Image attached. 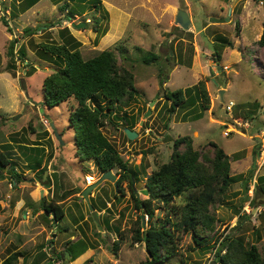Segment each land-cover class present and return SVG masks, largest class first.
Masks as SVG:
<instances>
[{
  "label": "rangeland",
  "instance_id": "rangeland-1",
  "mask_svg": "<svg viewBox=\"0 0 264 264\" xmlns=\"http://www.w3.org/2000/svg\"><path fill=\"white\" fill-rule=\"evenodd\" d=\"M100 1V9L85 7L72 19L59 9L64 0H40L16 15L11 12L13 0H0V152L10 155L12 169L20 176V182L15 183L8 168L0 166V264L11 252L21 254L17 264H33L35 260H39L38 264H140L148 257L144 244L134 240L140 213L134 210L127 182L122 185L124 196L116 199V190L109 181L100 182L90 191L89 203L81 193H75L102 177L92 161L75 158V131L69 127L68 115L76 102L70 100L50 109L42 105V82L58 67L39 60L35 46L50 40L59 42V30L63 28L79 43L83 59L112 50L116 66L134 76L136 101L116 106L101 132L130 169L136 171L139 181L133 187L140 200L147 198V177L170 161L173 140L183 136H189L194 149L209 157H213L210 143L219 146L232 159L231 175L240 176L222 196L212 186L213 201L207 205L211 224L197 228L200 239L211 242L197 246L190 231H176L175 257L164 264H216L212 255L215 239L226 236L241 238L246 247L256 246L264 257V197L259 198L258 208L251 202L255 195L254 177L264 172V48L258 45L264 0ZM179 10L189 17L188 30L175 24ZM210 18L224 22L210 23ZM96 20H100L98 24L94 23ZM72 23L88 26L77 29ZM95 25L98 33L93 31ZM217 35L231 41L233 48L213 47ZM11 43L15 54L12 69L9 65L13 62L7 54ZM21 47L26 54L22 62L17 53ZM120 48L124 55H120ZM214 49L220 55L219 62ZM148 53L157 59L145 64L142 57ZM200 81L205 82L209 95L206 111L197 94ZM24 86L26 90L22 91ZM189 88L192 91L186 93L183 108L170 113L171 103L163 98V93L178 89L186 92ZM229 102L234 106L226 112ZM148 111L150 115L144 118ZM198 112H202V117L191 120ZM247 114L250 117L245 118ZM44 120L49 125H43ZM236 120L247 121L250 128L241 130L234 126ZM51 124L63 145L55 139ZM131 124V131L137 134L134 140H128L124 133ZM35 142L45 150L43 175L30 169L37 154L28 151L26 158L18 147ZM249 170L253 171V179L245 195L240 180ZM111 174L118 181V171L114 169ZM85 176L91 183L85 181ZM186 196L174 198V206L182 208ZM40 200L45 206H59L64 212L62 220L54 224L49 213L44 217ZM89 205L97 210H90ZM153 209L154 221H163V206L156 201ZM245 214L249 218L240 219ZM143 219L146 227L147 216ZM80 239L88 249L77 259L57 257L68 247L67 242ZM117 241L119 248L113 251L112 245Z\"/></svg>",
  "mask_w": 264,
  "mask_h": 264
},
{
  "label": "trees",
  "instance_id": "trees-1",
  "mask_svg": "<svg viewBox=\"0 0 264 264\" xmlns=\"http://www.w3.org/2000/svg\"><path fill=\"white\" fill-rule=\"evenodd\" d=\"M39 1L13 0L11 12L13 15H16L15 12L22 14ZM54 1L59 3V0ZM64 1L59 9L66 12L67 18L72 19L81 14L85 7L93 6L96 10L102 7L100 0ZM99 21L96 20L94 23L98 24ZM4 23L7 24V21ZM87 26L88 24H86V28ZM93 31L98 33V25L93 27ZM26 33L30 34V30L26 29ZM59 34V42L50 40L51 42H42L35 46V54L39 60L53 63L58 67L42 82V105L50 109L74 100L76 105L70 106L68 123L69 127L75 131V158L79 161H92L102 175L114 169L118 171L119 179L114 194L115 199L124 196L125 190L122 185L127 182L134 210L140 213L137 218V228L134 231V240L144 244L148 255L147 260L140 264H164V262L174 258L176 254L174 233L176 231H190L197 246L209 244L211 239L209 241L206 238L200 239L201 235L198 234L197 228L211 224V218L207 215V205L213 201L212 186L215 185L219 195L222 196L229 186L239 181L240 176H233L230 173L232 159L214 143H210L213 157H209L194 149L193 141L189 136L176 138L173 140L170 161L159 166L147 177L144 185V195L147 198L140 200L133 187V183L139 181L136 171L130 169L128 163L121 158L117 149L101 132L116 106H127L130 102L136 101L134 95L137 91L134 86V76L129 70L116 66V59L112 50L101 51L92 58L85 60L78 50L79 43L69 33V30L67 28L60 29ZM215 39L213 42L215 46L213 47L218 45L223 48H233L231 41L224 37L217 35ZM258 45L264 48V23ZM123 51L124 49H119L120 55H124ZM17 53L21 62L26 60V54L22 47ZM7 54L13 62L9 68H15L13 43L10 44ZM213 55L216 62H219L220 55L215 49ZM155 59H157L156 56L148 53L142 57V62L147 64ZM196 87L202 110L206 111L210 103L205 82H198ZM21 90L25 91V86L21 87ZM191 91L192 88L186 92L178 89L163 93V98L171 103L170 113L175 109L183 108L185 95ZM247 115L245 118L250 117ZM201 117L202 112H198L194 113L190 119L198 120ZM185 119L186 117H184ZM128 128L131 131L133 125L131 124ZM181 146L183 147L182 150L180 149ZM4 147L9 148L7 145ZM18 147L24 150L23 154L26 158L28 151L31 155L37 154L34 163L30 165V169L36 174L42 173L43 175L46 171L45 166H42L45 150L42 149L41 145L38 142L30 146L22 143L18 144ZM8 156H10L8 153L0 152V166L8 168L11 179L15 183H19L20 176L16 173L15 168L12 169V160ZM252 172L249 170L247 176L240 180L245 195L248 193L249 183L253 177ZM48 181L49 179L46 178V182ZM254 191L255 195L251 198V202H254V207L258 208L261 204L259 198L264 197V176L257 178ZM75 193H82V191L77 190ZM184 194H187L185 205L182 208L174 206V198ZM156 201L164 208L165 219L163 221H154L153 205ZM40 206L44 212V217H46V213H49L54 218L53 222L58 223L62 220L64 212L59 206L55 204ZM92 206L94 210H97L94 205ZM144 215L148 219L146 227ZM247 218L249 215L240 216V219ZM106 224L108 228V223ZM115 230L117 233L120 232L117 228ZM50 243L52 244L53 241L51 240ZM217 244L218 246L215 248ZM67 245L68 247L64 252L57 254L59 259L67 257L65 254L67 252L70 260L73 261L88 249L86 247L88 245H84L82 239L76 243L67 242ZM118 248L119 243L117 241L112 245V250L116 251ZM213 249L212 255L216 264H264V257L259 253L257 247L254 245L246 247L241 238L227 236L222 240L216 238ZM20 256L19 252H11L2 261V264H17ZM38 262L39 260H35L33 264H38ZM47 264L52 263L47 262Z\"/></svg>",
  "mask_w": 264,
  "mask_h": 264
},
{
  "label": "water",
  "instance_id": "water-1",
  "mask_svg": "<svg viewBox=\"0 0 264 264\" xmlns=\"http://www.w3.org/2000/svg\"><path fill=\"white\" fill-rule=\"evenodd\" d=\"M209 22L210 23H223L224 19L210 18ZM175 24L178 25L183 30H188V26L190 24V20H189V17H188V15H187V13L185 11L179 10L177 12V15H176V18H175ZM71 25H72V27L79 29V28L84 27L86 24L85 23H81V24L77 25V24L72 23ZM153 103L154 102L152 101L150 106H152ZM149 115H150V112L148 111L144 115V118H147ZM51 129L53 131L55 139L60 143V145H63V142H61V136L55 131V128H54V126L52 124H51ZM124 133H125V135H126L128 140H134L136 138V136H137L136 132L130 131L127 128L124 129ZM102 181L112 182L113 185H114L115 190H117V181L115 180V177L111 174V171L106 172V173H104L102 175V177L100 178V180L96 184H94L92 186H89L88 188H86L85 190L82 191L81 196H82V198L85 199V201L87 203H89L88 194L90 193V191L93 188H95ZM89 209L93 210V207L91 205H89ZM46 215H48V213H46ZM92 216L96 220L95 212H92ZM53 220H54V218H53ZM54 224H56V222H54ZM56 231L57 230L54 229V235H55ZM65 254L68 257L69 254L67 252Z\"/></svg>",
  "mask_w": 264,
  "mask_h": 264
},
{
  "label": "built area",
  "instance_id": "built-area-1",
  "mask_svg": "<svg viewBox=\"0 0 264 264\" xmlns=\"http://www.w3.org/2000/svg\"><path fill=\"white\" fill-rule=\"evenodd\" d=\"M233 106H234L233 102H229L226 105V107H225L226 112H230L232 110ZM43 123H44L43 125H47L48 124L47 120H44ZM234 124H235L234 126L240 128L241 130H247V129H249V123L248 122H241V121L236 120V121H234ZM225 135H228V133H225ZM260 167H262V166H260ZM85 181H87V183H91L90 182V178H88L86 176H85ZM255 182L256 181L254 180L253 184H255Z\"/></svg>",
  "mask_w": 264,
  "mask_h": 264
},
{
  "label": "crops",
  "instance_id": "crops-1",
  "mask_svg": "<svg viewBox=\"0 0 264 264\" xmlns=\"http://www.w3.org/2000/svg\"><path fill=\"white\" fill-rule=\"evenodd\" d=\"M201 31V30H200ZM199 31V32H200ZM221 59V58H220ZM223 62V61H222ZM239 121V120H238ZM250 128V127H249ZM253 129V128H252ZM251 129V130H252ZM50 139V138H49ZM43 166V165H42ZM258 172H259V170L256 172V174H258ZM260 176H263L264 175V172L263 173H261V174H259ZM256 177H257V175H256ZM259 177V176H258ZM47 178V177H46ZM44 184V183H43ZM85 186H87V185H85ZM42 193H43V190H42ZM41 193V194H42ZM60 198H61V196H59ZM39 205H42V201L40 200V202H39ZM52 216V215H51ZM53 217V216H52ZM57 224V223H56ZM56 230H57V228H55ZM58 229H59V227H58Z\"/></svg>",
  "mask_w": 264,
  "mask_h": 264
},
{
  "label": "clouds",
  "instance_id": "clouds-1",
  "mask_svg": "<svg viewBox=\"0 0 264 264\" xmlns=\"http://www.w3.org/2000/svg\"><path fill=\"white\" fill-rule=\"evenodd\" d=\"M239 121H240V120H239ZM242 122H243V121H242ZM245 122H247V121H245ZM48 124H49V123H48ZM249 127H250V125H249ZM247 130H248V129H247ZM259 169H260V167L257 169V171H258ZM257 178H258V176H257V177L255 176V177H254V180L256 181ZM252 179H253V178H252ZM252 179H251V180H252ZM255 184H256V182H255ZM254 187H255V186H254ZM253 191H254V188H253Z\"/></svg>",
  "mask_w": 264,
  "mask_h": 264
}]
</instances>
